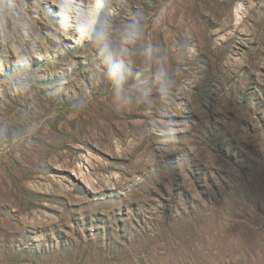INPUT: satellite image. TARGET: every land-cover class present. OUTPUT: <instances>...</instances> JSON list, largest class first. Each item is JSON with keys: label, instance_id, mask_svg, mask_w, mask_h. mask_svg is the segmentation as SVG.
I'll use <instances>...</instances> for the list:
<instances>
[{"label": "rangeland", "instance_id": "obj_1", "mask_svg": "<svg viewBox=\"0 0 264 264\" xmlns=\"http://www.w3.org/2000/svg\"><path fill=\"white\" fill-rule=\"evenodd\" d=\"M0 264H264V0H3Z\"/></svg>", "mask_w": 264, "mask_h": 264}, {"label": "clouds", "instance_id": "obj_2", "mask_svg": "<svg viewBox=\"0 0 264 264\" xmlns=\"http://www.w3.org/2000/svg\"><path fill=\"white\" fill-rule=\"evenodd\" d=\"M3 5V0H0V6H2Z\"/></svg>", "mask_w": 264, "mask_h": 264}]
</instances>
